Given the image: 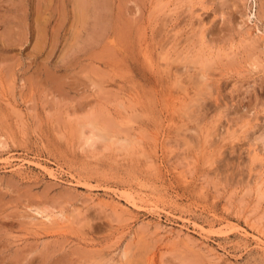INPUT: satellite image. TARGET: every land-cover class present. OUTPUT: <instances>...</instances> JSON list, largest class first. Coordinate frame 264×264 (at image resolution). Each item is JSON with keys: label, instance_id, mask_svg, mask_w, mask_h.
Wrapping results in <instances>:
<instances>
[{"label": "rangeland", "instance_id": "1", "mask_svg": "<svg viewBox=\"0 0 264 264\" xmlns=\"http://www.w3.org/2000/svg\"><path fill=\"white\" fill-rule=\"evenodd\" d=\"M121 249L264 264V0H0V264Z\"/></svg>", "mask_w": 264, "mask_h": 264}, {"label": "bare ground", "instance_id": "2", "mask_svg": "<svg viewBox=\"0 0 264 264\" xmlns=\"http://www.w3.org/2000/svg\"><path fill=\"white\" fill-rule=\"evenodd\" d=\"M78 2V1H77ZM80 4V3H79ZM78 4V5H79ZM83 5V4H82ZM104 6V5H103ZM168 42V41H167ZM176 71V70H175ZM180 72H182V71H180ZM206 72V71H205ZM204 72V73H205ZM200 74H202V76H201V78L199 77V79H204V81L205 82H209L210 80L208 79V78H206V76H205V74H203V72L202 73H200ZM199 74V75H200ZM190 79V78H189ZM194 81V80H193ZM200 81V80H199ZM203 82V81H202ZM201 82V83H202ZM197 83H198V80H197ZM204 83V82H203ZM199 84H200V82H199ZM192 86V85H191ZM204 86V85H203ZM202 86V87H203ZM209 86V85H208ZM187 87V86H186ZM90 127V126H89ZM84 134V133H83ZM103 134V133H102ZM103 135H105V134H103ZM93 137H94V135H92ZM92 137V138H93ZM86 139V138H85ZM89 140H91V139H89ZM94 141V140H93ZM96 141V140H95ZM91 143H92V141H91ZM93 144V143H92ZM31 209V208H30ZM33 211H34V209H33ZM35 212L37 213V215H39L42 219H46L47 221H49V222H51V220H52V216L51 215H49L48 214V212H46L45 210H41V209H39V208H37L36 210H35ZM30 216V215H29ZM36 221V220H35ZM43 221V220H42ZM46 221V222H47ZM42 226V225H41Z\"/></svg>", "mask_w": 264, "mask_h": 264}, {"label": "clouds", "instance_id": "3", "mask_svg": "<svg viewBox=\"0 0 264 264\" xmlns=\"http://www.w3.org/2000/svg\"><path fill=\"white\" fill-rule=\"evenodd\" d=\"M130 257V253L126 249H121L119 253L120 264H126L127 260ZM115 264V262H113Z\"/></svg>", "mask_w": 264, "mask_h": 264}]
</instances>
